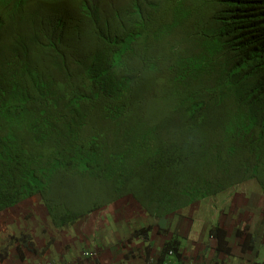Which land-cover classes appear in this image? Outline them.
Masks as SVG:
<instances>
[{
    "label": "trees",
    "instance_id": "16d2710c",
    "mask_svg": "<svg viewBox=\"0 0 264 264\" xmlns=\"http://www.w3.org/2000/svg\"><path fill=\"white\" fill-rule=\"evenodd\" d=\"M249 180L264 197V0H0V213L162 217Z\"/></svg>",
    "mask_w": 264,
    "mask_h": 264
},
{
    "label": "crops",
    "instance_id": "0c3cea01",
    "mask_svg": "<svg viewBox=\"0 0 264 264\" xmlns=\"http://www.w3.org/2000/svg\"><path fill=\"white\" fill-rule=\"evenodd\" d=\"M35 200L0 213V264H165L162 249L171 239L183 259L168 255L167 264H264V197L255 180L162 218L126 198L64 228ZM215 226L226 230L228 249L218 250L210 233ZM143 228L148 231L140 234Z\"/></svg>",
    "mask_w": 264,
    "mask_h": 264
},
{
    "label": "clouds",
    "instance_id": "9594fccd",
    "mask_svg": "<svg viewBox=\"0 0 264 264\" xmlns=\"http://www.w3.org/2000/svg\"><path fill=\"white\" fill-rule=\"evenodd\" d=\"M232 188H229V189H227V190H225V191H223V192H226V191H228V190H231ZM223 192H221V193H223ZM215 196V195H214ZM211 197V196H210ZM205 199V198H204ZM202 200V199H201ZM197 202V201H196ZM113 203V202H112ZM112 203H110V204H108V205H106V206H104V207H102V208H100V209H98V210H96V211H99V210H101V209H103V208H106L107 206H110ZM195 203V202H194ZM93 212H95V211H93ZM92 213V212H91ZM90 214V213H89ZM89 214H87V215H89ZM86 215V216H87ZM85 217V216H84ZM83 218V217H82ZM159 218V217H158ZM22 238H23V236H22ZM87 253H94L95 255L94 256H89V255H87ZM171 254V253H170ZM85 257H87V258H97V253L95 252V251H86L84 254H83ZM42 264H54L53 262H51V261H48V262H45V263H42ZM63 264H70L69 262H65V263H63Z\"/></svg>",
    "mask_w": 264,
    "mask_h": 264
},
{
    "label": "rangeland",
    "instance_id": "374dc122",
    "mask_svg": "<svg viewBox=\"0 0 264 264\" xmlns=\"http://www.w3.org/2000/svg\"><path fill=\"white\" fill-rule=\"evenodd\" d=\"M227 192H228V191H227ZM35 202H36V204H41V205L43 204V202H42L41 199H40V201H39V200L36 198ZM28 203H29V202H26V203L23 204V205H28ZM193 203H194V202H193ZM193 203H192V204H193ZM192 204H191V205H192ZM43 206H44V204H43ZM44 207H45V206H44ZM165 216H167V215H165ZM162 217H163V216H162ZM162 217H159V218H162ZM38 219H40V217H38ZM40 220H41V219H40ZM42 221H43V220H42ZM2 223H5V221L0 220V225H1Z\"/></svg>",
    "mask_w": 264,
    "mask_h": 264
},
{
    "label": "built area",
    "instance_id": "2783aa9c",
    "mask_svg": "<svg viewBox=\"0 0 264 264\" xmlns=\"http://www.w3.org/2000/svg\"><path fill=\"white\" fill-rule=\"evenodd\" d=\"M87 255L94 256L95 254L94 253H87Z\"/></svg>",
    "mask_w": 264,
    "mask_h": 264
}]
</instances>
